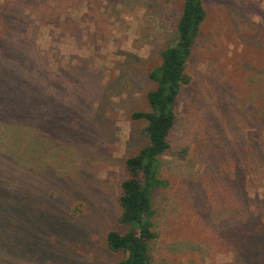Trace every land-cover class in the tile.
Returning a JSON list of instances; mask_svg holds the SVG:
<instances>
[{"label":"rangeland","instance_id":"rangeland-1","mask_svg":"<svg viewBox=\"0 0 264 264\" xmlns=\"http://www.w3.org/2000/svg\"><path fill=\"white\" fill-rule=\"evenodd\" d=\"M183 0H0V264H112L124 160ZM152 198L150 264H264V0H206Z\"/></svg>","mask_w":264,"mask_h":264},{"label":"trees","instance_id":"trees-1","mask_svg":"<svg viewBox=\"0 0 264 264\" xmlns=\"http://www.w3.org/2000/svg\"><path fill=\"white\" fill-rule=\"evenodd\" d=\"M206 0H183L175 27V39L161 52L159 64L148 73L154 83L146 94L147 111H132V121H143L147 143L124 160L126 176L119 183L117 197V227L104 237L108 249L121 252L112 264H150L149 243L157 238L154 230L152 198L165 189L167 181L160 176L163 156L176 155L184 159L186 149L174 151L170 136L179 121L178 101L191 77L187 63L206 18Z\"/></svg>","mask_w":264,"mask_h":264}]
</instances>
